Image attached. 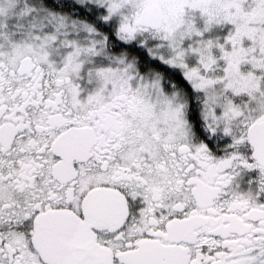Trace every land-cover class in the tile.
<instances>
[{
  "label": "snow or ice",
  "instance_id": "6c2138e0",
  "mask_svg": "<svg viewBox=\"0 0 264 264\" xmlns=\"http://www.w3.org/2000/svg\"><path fill=\"white\" fill-rule=\"evenodd\" d=\"M0 264H264V0H0Z\"/></svg>",
  "mask_w": 264,
  "mask_h": 264
}]
</instances>
